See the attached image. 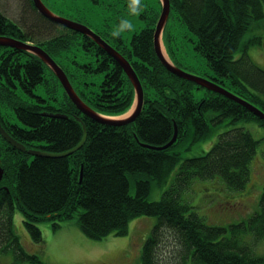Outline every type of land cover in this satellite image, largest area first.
Segmentation results:
<instances>
[{
    "label": "trees",
    "instance_id": "obj_1",
    "mask_svg": "<svg viewBox=\"0 0 264 264\" xmlns=\"http://www.w3.org/2000/svg\"><path fill=\"white\" fill-rule=\"evenodd\" d=\"M30 1V12H26L31 18L30 28L26 30L0 12V37L38 44L52 57L69 47L88 43V38L80 34L48 41L43 33L58 25L39 15ZM93 2L98 4L99 0ZM262 3L263 0H171L173 13L197 37L196 50L215 72L210 79L264 111V69L247 53L249 43L261 45L262 39L245 41L246 35L264 21ZM149 10L146 6L142 11L144 19ZM154 12L158 19L160 11ZM153 25L135 35L127 50L145 100L138 119L124 126L101 124L79 111L73 114L69 105L76 109L68 102H60L63 109L47 106L34 94L41 85L47 90L52 88L45 78L47 65L29 52L0 47V124L27 150L44 154L30 156L0 135V167L4 171L0 182V255H12L13 264H45L23 247L16 234V209L23 212L27 233L35 243L42 241L38 224L44 220L52 221L56 230L62 222L77 219L86 236L101 240L112 234L127 235L130 222L146 216L155 218L156 223L144 244L141 264H264V254L258 251L264 240V187L254 208L259 204L258 210L225 227L209 225L184 198L196 181L216 179L229 192L247 196L254 186L253 165L261 141L238 123L257 122L264 127V121L240 104L210 91L205 90L206 96L195 100L193 90L202 88L169 73L157 57ZM171 33L172 39L174 32ZM97 47L104 62L89 71L104 73V79L97 90L87 93L83 88L80 92L100 114L120 116L132 108L134 88L122 68ZM170 49V58L181 68ZM64 70L75 77L69 78L75 82L77 71ZM51 76L54 77L52 72ZM175 125V144L166 150L158 149L172 140ZM220 126L227 130L212 148L203 156L185 160L176 172L182 149L207 139ZM85 130L87 139L79 151L68 157L46 156L75 148ZM169 180L161 199L150 201L153 185L161 186ZM263 185H257V191ZM171 246L174 249L168 252ZM167 253L172 257L166 258Z\"/></svg>",
    "mask_w": 264,
    "mask_h": 264
},
{
    "label": "rangeland",
    "instance_id": "obj_2",
    "mask_svg": "<svg viewBox=\"0 0 264 264\" xmlns=\"http://www.w3.org/2000/svg\"><path fill=\"white\" fill-rule=\"evenodd\" d=\"M29 1L30 0H0V12L6 15L11 21L20 24L27 30L32 25L31 18H29L26 13L30 12L28 9H31L28 5ZM42 2L56 16L88 27L110 46L117 48L115 50L121 55H123L122 53H126V57H128L127 50L131 49L133 37L140 34L145 28L153 25L154 22L155 24L152 28L155 29L158 19H156L157 14L154 11H162L158 0H142L143 10L146 6L150 7V10L145 13L148 15L147 19H144L141 14L139 16H132L129 14L130 0H99L98 4H95L93 0H42ZM32 3L36 9L33 0ZM262 5L264 8V0ZM36 11L41 15L37 9ZM41 16L44 17L43 15ZM172 17L169 25L170 27L167 28L168 31L166 36L165 38L162 37L165 52L169 55L168 50L171 51V47L174 50L173 58L176 59V62L179 63L181 68L189 74L201 78L214 75L215 72L207 65L206 59L196 50L197 37L191 33L186 26H182L175 12L172 14ZM122 18H127L132 21L134 24V31L123 34L119 39L113 38L111 36V31ZM262 23V25L260 24L261 26L258 25L246 35L245 41L256 37L262 39L261 45L259 43L248 44V54L255 64L264 69V21ZM58 27L53 28L50 26L48 31H45L42 36H46L48 41H55L67 35H71L70 38H76L75 34L81 35V33L69 28H67V31H64V26L62 25ZM170 31L172 33L174 32V37L172 39ZM71 32H74V34ZM82 36L88 38V43H86L85 46L69 47L67 50L53 56V60H55L61 68L63 67L64 69L72 71L75 69L73 73L77 71V79L74 82L69 78L75 79V77L70 76L65 72L66 70L62 68L67 77L69 76L68 79L79 98L89 108L94 110L92 106H89L88 100L83 97L85 94L80 91L84 88L88 93L90 90L98 89V86L104 79V73L92 74L90 71L93 72L96 69V64L103 63L104 60L97 54V46L99 45L92 38L85 35ZM47 40L43 41L47 42ZM35 45L39 46L38 44ZM99 47L106 55L114 60L101 46ZM240 54V52H237L236 56L240 58ZM123 57L125 58L124 55ZM127 60L129 61L130 59ZM45 71V78L52 85V88H48L47 90L46 86L41 85L34 94L44 99L47 106L57 107L58 109H63L60 102L64 104L68 102V104H72L76 109L72 110L69 105V112L76 114L79 109L72 103L67 95L65 98L66 93L63 91L57 78L51 76V72L48 68H46ZM85 72L90 74L86 75ZM84 83L87 84L85 87L83 85ZM193 96L195 100H201L206 96L205 90H193ZM135 105L136 97L129 111H126L120 116L108 117L121 120L127 119L134 112ZM65 111H67V109ZM94 111L96 112V110ZM9 120L12 123L14 122L12 117H10ZM238 126L246 128L255 139L261 141L257 154L255 155L257 159L253 165L254 172L252 177L254 186L247 196L239 197V194L229 192L221 181H217L219 179L210 182L196 181L185 194L184 198L187 202L191 203L193 207L197 208L198 214L204 217L209 225L224 227L231 225L246 219L257 211L259 207L258 204L257 209L254 210L259 195L262 194V189L264 187V127H261L257 122H240ZM226 130L225 126L215 128L207 139L196 145L182 149L183 153L181 155V160L175 171L177 172L181 163L185 160L205 155L219 140L220 135ZM169 183L170 180L161 186L154 184L149 200L159 201L163 192L170 185ZM257 185H263L260 192L256 189ZM131 193H135L134 187L131 188ZM13 222L16 234L19 236L23 247L29 253L38 255L45 264H141L144 244L151 236L156 220L153 217H138L130 222L127 235L119 237L112 234L101 240H94L86 236L78 224L77 219L62 222L61 227L56 230L53 229L52 221L44 220L38 224L42 232V241L39 243L33 242L27 233L24 214L19 209L15 210ZM173 249L174 247H169L168 252L173 251ZM258 251L264 254V240L259 244ZM165 256L166 258H170L172 254L170 255L167 253ZM13 260L14 258L12 255H0V264H13ZM176 263L177 262L174 261V264ZM178 264H182L181 261H178ZM183 264H187V262Z\"/></svg>",
    "mask_w": 264,
    "mask_h": 264
},
{
    "label": "water",
    "instance_id": "obj_3",
    "mask_svg": "<svg viewBox=\"0 0 264 264\" xmlns=\"http://www.w3.org/2000/svg\"><path fill=\"white\" fill-rule=\"evenodd\" d=\"M33 2L35 4L38 12L41 15H43L45 18H47L48 20H50L56 24L62 25L66 28L72 29L78 33H81L85 36L92 38L99 46H101L104 49V51H106L111 57H113V59L117 62V64L120 65V67L125 71V73L127 74L129 79L131 80V83L134 86L135 96H136V105H135L134 112L127 119L121 120V119L104 117V116L98 114L97 112H95L94 110H92L91 108H89L79 98V96L75 92V90L73 89V87H72L66 73L63 71V69L55 62V60H53V58L47 52H45L41 47H39L37 45L27 43V42H24V41L15 39V38L0 37V47H8V48L18 49V50H22V51H27V52H30V53L36 55L37 57H39L55 73V75L59 79L61 85L63 86L66 94L68 95V97L70 98L72 103H74L76 105V107L79 109V111L82 114L91 118L92 120L99 122L101 124H106V125H111V126H124V125H128L130 123L135 122L138 119V117L140 116V114L142 112L143 105H144V90H143L141 82H140L135 70L133 69L132 65L130 64V62L127 59H125L123 57V55H121L117 50H115V48L110 46L99 35L94 33L88 27L81 25L79 23H74V22L67 20L65 18H60V17L56 16L44 5L42 0H33ZM161 2H162V13H161V16L158 20V23H157L156 29H155V33H154V47H155V51H156L158 58L160 59L162 64L165 66V68L170 73L178 76L179 78H182V79L187 80L189 82L195 83L199 87L205 88V89H207V90H209L215 94H218L219 96H222L224 98H227L233 102L240 104L241 106L246 108L248 111H250L252 114H254L255 116H257L258 118H260L261 120L264 121V112L262 110H260L259 108H257L256 106H254L253 104H251V103L247 102L246 100L234 95L233 93L227 91L225 88H223L220 85H217L215 82H213L211 80H207V79H203L201 77L191 75V74L177 68L176 66L173 65V63L170 61L169 58H168L169 61L165 58L163 51H162V46H163L162 36H163V31H164L166 24L168 22L170 13H171V2H170V0H161ZM51 116L52 117L66 118V116H63V115L62 116L61 115H57V116L51 115ZM0 133L3 136V138L8 143H10L13 147H15L18 150H21L23 152L26 151V148L22 144L15 141L4 130V128L1 127V125H0ZM86 139H87V134L85 131L83 139L75 148H73L67 152L60 153V154H49L46 156L60 157V158L71 156L74 153H76L77 151H79L84 146ZM176 139H177V130L175 132V135H174V138L172 139V141L169 142V144H167L161 148H158V149H162V150L168 149L170 146H172L176 142ZM29 154L36 156V157L44 155L43 153L36 152V151H29ZM3 174H4V171L0 167V182L3 178Z\"/></svg>",
    "mask_w": 264,
    "mask_h": 264
},
{
    "label": "clouds",
    "instance_id": "obj_4",
    "mask_svg": "<svg viewBox=\"0 0 264 264\" xmlns=\"http://www.w3.org/2000/svg\"><path fill=\"white\" fill-rule=\"evenodd\" d=\"M143 11L142 0H130L129 14L132 16H139ZM134 31V24L127 18H122L119 23L113 27L111 36L119 39L123 34Z\"/></svg>",
    "mask_w": 264,
    "mask_h": 264
},
{
    "label": "bare ground",
    "instance_id": "obj_5",
    "mask_svg": "<svg viewBox=\"0 0 264 264\" xmlns=\"http://www.w3.org/2000/svg\"><path fill=\"white\" fill-rule=\"evenodd\" d=\"M162 51H163V54H164L165 58L168 60L167 54H166L165 49L163 48V46H162Z\"/></svg>",
    "mask_w": 264,
    "mask_h": 264
}]
</instances>
